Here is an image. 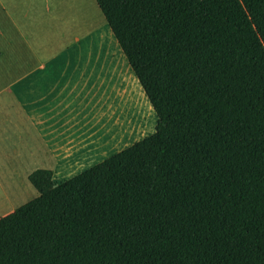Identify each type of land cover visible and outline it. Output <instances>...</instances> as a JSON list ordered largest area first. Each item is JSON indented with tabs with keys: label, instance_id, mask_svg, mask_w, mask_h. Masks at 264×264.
<instances>
[{
	"label": "trees",
	"instance_id": "16d2710c",
	"mask_svg": "<svg viewBox=\"0 0 264 264\" xmlns=\"http://www.w3.org/2000/svg\"><path fill=\"white\" fill-rule=\"evenodd\" d=\"M155 130L0 217V264H264V229L229 142L245 124L185 118L264 69V0H95Z\"/></svg>",
	"mask_w": 264,
	"mask_h": 264
},
{
	"label": "rangeland",
	"instance_id": "374dc122",
	"mask_svg": "<svg viewBox=\"0 0 264 264\" xmlns=\"http://www.w3.org/2000/svg\"><path fill=\"white\" fill-rule=\"evenodd\" d=\"M0 52V217L37 195L27 176L46 168L47 156L38 139L30 137L31 125L23 118L25 96L18 103L20 90L11 101L6 92L11 78L22 76L25 66L48 63L51 76L62 77L67 63L77 68L73 72L102 79L111 92L112 117L116 112L128 117L126 141L121 140L117 151L75 173L53 175L55 183L154 132L156 115L95 0H0ZM247 70L195 109L185 123L226 125L245 118L229 147L257 223L241 226L264 229V69L252 56Z\"/></svg>",
	"mask_w": 264,
	"mask_h": 264
},
{
	"label": "crops",
	"instance_id": "0c3cea01",
	"mask_svg": "<svg viewBox=\"0 0 264 264\" xmlns=\"http://www.w3.org/2000/svg\"><path fill=\"white\" fill-rule=\"evenodd\" d=\"M63 68L68 72L54 77L48 63L25 66L6 91L10 101L18 90L23 93L16 94L18 103L25 96L23 118L31 125L30 137L38 139L47 156L45 165L52 177L75 173L114 153L127 133L128 117L119 112L112 117L111 92L104 89V81L73 72L77 68L67 63Z\"/></svg>",
	"mask_w": 264,
	"mask_h": 264
},
{
	"label": "bare ground",
	"instance_id": "6f19581e",
	"mask_svg": "<svg viewBox=\"0 0 264 264\" xmlns=\"http://www.w3.org/2000/svg\"><path fill=\"white\" fill-rule=\"evenodd\" d=\"M80 1V0H79Z\"/></svg>",
	"mask_w": 264,
	"mask_h": 264
}]
</instances>
